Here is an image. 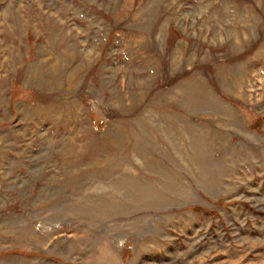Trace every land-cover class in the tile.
Here are the masks:
<instances>
[{
    "label": "rangeland",
    "instance_id": "obj_1",
    "mask_svg": "<svg viewBox=\"0 0 264 264\" xmlns=\"http://www.w3.org/2000/svg\"><path fill=\"white\" fill-rule=\"evenodd\" d=\"M0 264H264V0H0Z\"/></svg>",
    "mask_w": 264,
    "mask_h": 264
},
{
    "label": "trees",
    "instance_id": "obj_2",
    "mask_svg": "<svg viewBox=\"0 0 264 264\" xmlns=\"http://www.w3.org/2000/svg\"><path fill=\"white\" fill-rule=\"evenodd\" d=\"M198 209H200V208H198Z\"/></svg>",
    "mask_w": 264,
    "mask_h": 264
}]
</instances>
